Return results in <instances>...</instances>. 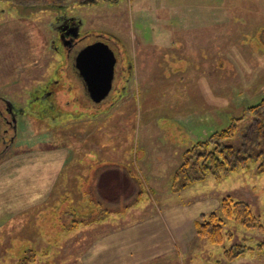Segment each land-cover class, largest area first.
I'll use <instances>...</instances> for the list:
<instances>
[{"label": "rangeland", "instance_id": "374dc122", "mask_svg": "<svg viewBox=\"0 0 264 264\" xmlns=\"http://www.w3.org/2000/svg\"><path fill=\"white\" fill-rule=\"evenodd\" d=\"M52 9L0 0V110L15 112L0 142V264H264L258 162L173 186L186 151L264 99V0L78 8L82 30L118 36L132 64L124 97L99 109L83 86L54 83L75 79L61 69ZM37 97L51 105L42 115ZM116 171L121 182L107 183ZM227 198L248 204L257 225L224 219L221 245L199 238L197 220L222 217ZM233 248L243 254L228 258Z\"/></svg>", "mask_w": 264, "mask_h": 264}, {"label": "trees", "instance_id": "16d2710c", "mask_svg": "<svg viewBox=\"0 0 264 264\" xmlns=\"http://www.w3.org/2000/svg\"><path fill=\"white\" fill-rule=\"evenodd\" d=\"M246 114L245 117L233 119L228 128L214 132L207 140L199 141L186 151L184 162L173 179L174 190H182L208 176L221 178L248 167L251 161L258 162L259 171L264 172V99L248 108ZM123 176L126 178L123 184L130 186V175ZM104 180L107 183H119L121 174L116 171L112 177ZM103 198L108 199L105 196ZM221 212L222 217L212 213L202 215L197 220L195 227L199 238L221 245L225 239L224 219L235 220L246 228L257 225L249 205L245 202H234L232 198H227L222 203ZM226 254L233 259L241 256L243 250L233 248L226 251Z\"/></svg>", "mask_w": 264, "mask_h": 264}, {"label": "flooded vegetation", "instance_id": "af4514ba", "mask_svg": "<svg viewBox=\"0 0 264 264\" xmlns=\"http://www.w3.org/2000/svg\"><path fill=\"white\" fill-rule=\"evenodd\" d=\"M9 1V0H8ZM34 1V0H30ZM39 4L42 5H47L50 4L53 6V11L54 14L56 15L55 18V30L57 31V36L54 39V43L56 45H59V48L56 47L57 49L64 50L66 53V62L64 63V66L61 69H66L67 67L72 70L75 82L74 83H56L57 86H61L65 89V91H68V87L70 86L71 89H74V85H80L81 87H84V90L87 92L85 95L87 98L90 97L87 87L83 81V79L80 77L79 72L76 68V57L79 54V52L84 49L85 47L92 45L94 43L98 42H103L107 44L115 53L116 56V66H115V73H114V80H113V88L109 94V98L107 101H103L100 104H94L91 102V104L95 107L92 109H99L105 104H107L108 107H113L115 106L116 102L124 97V91L126 88L127 81H129V75L132 72V64L130 61H127L126 58V46L123 41L117 36L113 35L110 32L106 31H96V30H91V31H83L82 29L84 28L85 23L83 22L84 17L81 18L80 11L78 12V8H84V7H89L94 5L95 3L98 4L100 0H38ZM105 1L106 3H114L119 2L120 0H101ZM11 4H27L28 0H10ZM45 2H48L47 4ZM103 3V2H102ZM80 6V7H78ZM43 7V6H42ZM17 8V7H16ZM50 9V8H49ZM27 15V14H26ZM94 37V40L92 42H86L88 38ZM68 59V60H67ZM63 71H60V76ZM60 80H66L61 78ZM56 81V80H54ZM57 81H59L57 79ZM52 83V86L53 84ZM64 84V85H63ZM49 85L48 89L44 90L45 96H50L52 93L53 95V87ZM51 89V90H50ZM44 96V97H45ZM55 96V95H54ZM41 98V97H40ZM37 97L36 102H38L39 105V110L38 113L41 112L40 114H44L46 112V108L51 105L49 103L46 106H43V97L40 99ZM86 98V99H87ZM115 99V100H114ZM45 101V100H44ZM42 104V105H41ZM90 108V106L88 107ZM91 109V108H90ZM5 113L4 111L0 110V142L6 138V134L8 132V126H11L14 122V117H15V112L11 109H6ZM9 114H10V119H9ZM7 127H6V126Z\"/></svg>", "mask_w": 264, "mask_h": 264}, {"label": "water", "instance_id": "95a60500", "mask_svg": "<svg viewBox=\"0 0 264 264\" xmlns=\"http://www.w3.org/2000/svg\"><path fill=\"white\" fill-rule=\"evenodd\" d=\"M116 56L105 43L98 42L82 49L76 57V68L91 100L102 103L113 88Z\"/></svg>", "mask_w": 264, "mask_h": 264}, {"label": "crops", "instance_id": "0c3cea01", "mask_svg": "<svg viewBox=\"0 0 264 264\" xmlns=\"http://www.w3.org/2000/svg\"><path fill=\"white\" fill-rule=\"evenodd\" d=\"M145 46H147L146 44L144 45V47ZM155 46V51L158 53V51H159V49L157 50V48L159 47V46H157V45H154ZM160 47H162V46H160ZM160 50H161V48H160ZM164 50V49H163ZM153 51V50H152ZM205 67H208L207 65L205 66ZM35 153V152H34ZM39 154V153H38ZM38 168H40L41 169V171H42V178L41 179H39V180H44V179H46L45 177H46V175H44V173L46 172V167H45V165L44 164H41V165H39L38 166ZM43 175H44V177H43ZM38 180V181H39ZM40 190V189H39ZM28 191L30 192V193H27V195L28 196H32V195H36V194H34V193H37L36 191L35 192H31L30 191V188H28ZM38 195H40V194H38ZM25 198H27L26 197V195H25ZM136 238V237H135ZM139 238V237H138ZM133 241H131L130 243H132ZM150 247H152V245H151V243L149 242V243H147V247H146V249L147 248H150Z\"/></svg>", "mask_w": 264, "mask_h": 264}]
</instances>
